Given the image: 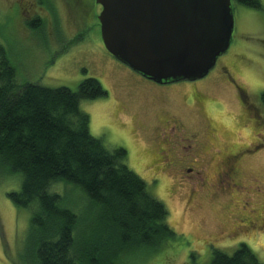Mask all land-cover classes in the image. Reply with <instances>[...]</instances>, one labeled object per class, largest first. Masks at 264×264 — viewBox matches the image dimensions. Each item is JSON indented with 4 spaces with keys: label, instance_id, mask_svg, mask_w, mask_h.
Listing matches in <instances>:
<instances>
[{
    "label": "rangeland",
    "instance_id": "obj_1",
    "mask_svg": "<svg viewBox=\"0 0 264 264\" xmlns=\"http://www.w3.org/2000/svg\"><path fill=\"white\" fill-rule=\"evenodd\" d=\"M24 1L32 3L35 10L22 11ZM82 1L84 7L89 5L88 10H93V16L76 24L73 8L79 0H0V45L19 83L37 82L77 90L81 81L93 77L107 91L103 98L79 103L90 116V132L109 149L121 147L126 151L127 166L145 181L149 193L165 205L167 221L174 231V236L163 245L138 250L127 256L124 264H208L214 250L232 254L241 243L264 262V144L241 161L246 179L240 184L244 189L214 199L208 194L188 197L186 177L181 171L152 161L155 140L144 128L151 127L161 116L157 112L161 98L137 87L140 75L106 50L98 21L101 7L95 0ZM260 3L261 7L256 9L233 1L230 46L208 74L200 78L206 82L205 96L215 100L208 116L220 124L222 131L226 126L229 132L224 130V143L234 138V146L253 141V134L264 133V121L261 127L254 124V119L250 121L252 117L241 111L238 97L240 89L251 104L261 109L264 0ZM190 90L180 88L168 93L188 131L196 127L202 130V113L195 107L184 106L183 92ZM124 106L128 110H123ZM243 123L247 126L242 127ZM250 126L253 131L246 129ZM21 182L19 172L0 164V264H30L33 257L26 245L29 213L14 205L8 196L20 190ZM58 187L68 199L80 196L78 208L87 203L84 193L74 185L60 183ZM245 207L250 213L241 212ZM246 216L253 220L248 226L243 220Z\"/></svg>",
    "mask_w": 264,
    "mask_h": 264
},
{
    "label": "trees",
    "instance_id": "obj_2",
    "mask_svg": "<svg viewBox=\"0 0 264 264\" xmlns=\"http://www.w3.org/2000/svg\"><path fill=\"white\" fill-rule=\"evenodd\" d=\"M231 1L261 7L260 0ZM22 5V11L35 10L32 3ZM85 7L82 0L74 6V23L92 19L93 10ZM105 96L93 77L81 81L77 90L19 83L0 45V164L22 175L20 190L8 196L29 213L30 264H124L132 253L174 236L165 205L129 169L126 151L109 149L90 132V116L79 103ZM243 101L250 103L247 97ZM260 104V110L255 107L264 116V91ZM60 183L84 193L83 208H78L80 196L68 199ZM208 264L264 262L241 243L232 254L214 250Z\"/></svg>",
    "mask_w": 264,
    "mask_h": 264
},
{
    "label": "water",
    "instance_id": "obj_3",
    "mask_svg": "<svg viewBox=\"0 0 264 264\" xmlns=\"http://www.w3.org/2000/svg\"><path fill=\"white\" fill-rule=\"evenodd\" d=\"M95 1L106 50L157 83L203 78L232 40L231 0Z\"/></svg>",
    "mask_w": 264,
    "mask_h": 264
},
{
    "label": "flooded vegetation",
    "instance_id": "obj_4",
    "mask_svg": "<svg viewBox=\"0 0 264 264\" xmlns=\"http://www.w3.org/2000/svg\"><path fill=\"white\" fill-rule=\"evenodd\" d=\"M140 77L141 83L146 84L148 87L146 88L139 82L137 87L139 86L147 93H152L161 98V103L157 104V107L160 106L157 112L161 113V116L151 127L144 128L155 140L156 149L152 151L153 163H160L167 168L180 170L181 175L186 177V187L190 198L194 196L201 197L204 194H208L211 199L227 197L228 194L239 191L238 189H244V186L240 184L246 179L241 168V161L245 156H251L254 150L264 144V133L253 134V141L236 143V146L231 143L234 138H229V143H224L223 136L226 134L224 130L229 131L226 126L223 127L224 130L222 131L220 124L218 126V123L208 116L210 104L215 100L213 98L208 99L205 96L204 84L206 82L197 79L161 84L141 75ZM180 88L191 89L188 92H183L184 106L195 107L198 113H202V130L196 127L193 131H188L183 122V116L175 112V105H173L168 92ZM238 91L240 92V90ZM241 95L240 92L238 97L241 101V111H244L250 118L252 117L250 121L254 119V124L261 127L264 116L259 114L258 109L253 104L245 103ZM122 109L128 110V107L124 106ZM245 126L247 124L243 123L242 127ZM246 129L254 130L252 126L246 127ZM157 155H160V158H157ZM248 211L249 209L246 207L244 211L241 210L242 213H250ZM250 211L255 212L254 209ZM243 220L247 222V226L252 224L251 221H253L247 216Z\"/></svg>",
    "mask_w": 264,
    "mask_h": 264
}]
</instances>
